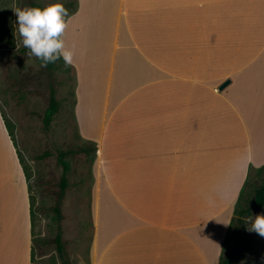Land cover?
I'll return each instance as SVG.
<instances>
[{
    "label": "crops",
    "instance_id": "crops-1",
    "mask_svg": "<svg viewBox=\"0 0 264 264\" xmlns=\"http://www.w3.org/2000/svg\"><path fill=\"white\" fill-rule=\"evenodd\" d=\"M63 39L78 134L98 146L93 264H220L264 166V0H75ZM32 246L0 110V264H32Z\"/></svg>",
    "mask_w": 264,
    "mask_h": 264
},
{
    "label": "rangeland",
    "instance_id": "rangeland-1",
    "mask_svg": "<svg viewBox=\"0 0 264 264\" xmlns=\"http://www.w3.org/2000/svg\"><path fill=\"white\" fill-rule=\"evenodd\" d=\"M43 7L61 3L70 13L75 0H0V110L24 165L31 172L30 189L36 194L38 214L35 232L45 239L38 247L32 264H93L95 227L92 202L101 178L96 143L79 137L74 119L75 76L71 66L49 72L38 59L23 50L15 31V8ZM56 90L61 107L49 126L44 123L51 89ZM46 151L52 155L42 157ZM67 151L70 169L66 173L69 186L64 193L60 183L65 174L59 153ZM264 184V170H253L239 205L248 204L255 186ZM60 205L66 257L54 243L58 232L54 207ZM233 208L232 226L226 251H239L237 264H264V237L248 230L247 218L239 220ZM264 215V207L253 210V216ZM240 222L243 224L240 225ZM240 226V227H239ZM239 229V233L236 229Z\"/></svg>",
    "mask_w": 264,
    "mask_h": 264
},
{
    "label": "clouds",
    "instance_id": "clouds-1",
    "mask_svg": "<svg viewBox=\"0 0 264 264\" xmlns=\"http://www.w3.org/2000/svg\"><path fill=\"white\" fill-rule=\"evenodd\" d=\"M15 31L19 33V44L28 49V55L41 61L42 66L63 60L65 66L72 65L74 51L63 39L68 26L69 12L61 3L47 7L15 8ZM248 230L264 237V215L249 216Z\"/></svg>",
    "mask_w": 264,
    "mask_h": 264
},
{
    "label": "trees",
    "instance_id": "trees-1",
    "mask_svg": "<svg viewBox=\"0 0 264 264\" xmlns=\"http://www.w3.org/2000/svg\"><path fill=\"white\" fill-rule=\"evenodd\" d=\"M31 6L43 8V6L40 3L35 2V1L31 2ZM23 50L28 52V49L23 48ZM38 61L41 63L40 60H38ZM41 65H42V63H41ZM63 66H65V63L61 59L55 63L48 64L46 67H43V68L49 72H55V71L63 68ZM60 107H61V101L57 97L56 90L54 88H52L51 94H50V99H49V105L45 111V116H44V123L46 126H49L51 124V122L54 120L56 114L60 110ZM7 127H8V129H10L9 126H7ZM68 154L69 153L67 151H61L59 153V160L61 161V163L64 165V168H65V174L63 175V177L61 179V183H60V190H61L60 192L61 193H64L66 191V188L69 186V180H68V176L66 174L70 169V163H69V161L66 160V156ZM50 155H52V152L46 151L43 153L42 157L44 158V157H47ZM19 156H20V154H19ZM20 160H21V163L24 167V171H25L27 180L29 182L32 179L31 172L28 169V167H26L24 165V162H23L21 157H20ZM263 170H264V166L261 167L258 171L260 172ZM247 184H248V180L245 184V187ZM245 187L243 188V190L239 196V199H238L237 205H236V209H235V211L239 214V220H243L242 218H244V217L247 218L249 216H253V210L260 209V208L264 207V184H261L259 186L254 187L253 196L250 197L249 201L247 202L248 203L247 205L246 204L241 205L242 203L239 205L241 199L244 197ZM30 198H31L32 234H33L32 259L34 260V258L37 255L38 247H40L46 241H45V239L41 238V236H38L37 233L35 232V224H36V218H37V214H38V207L36 205L37 196L31 189H30ZM54 211H55V220L58 224L57 225L58 232H57V235L54 239V243L56 245V249L58 250L59 254L63 257H66V255H67L66 244L63 240V231H62V226H61V221L63 219V212H62L61 206L56 205L54 207ZM240 225L242 226L243 224L240 222ZM231 226H232V224H231ZM239 229L238 228L236 229L237 233H239ZM226 247H227V244H225V252L223 254V257L221 259L220 264H237V262L239 261V259L241 257L239 251H236V250L226 251Z\"/></svg>",
    "mask_w": 264,
    "mask_h": 264
},
{
    "label": "water",
    "instance_id": "water-1",
    "mask_svg": "<svg viewBox=\"0 0 264 264\" xmlns=\"http://www.w3.org/2000/svg\"><path fill=\"white\" fill-rule=\"evenodd\" d=\"M228 83H229V81H226V82L221 86V88H224Z\"/></svg>",
    "mask_w": 264,
    "mask_h": 264
}]
</instances>
